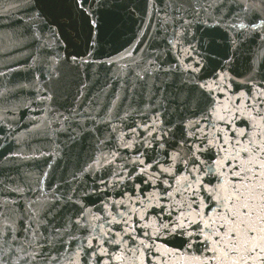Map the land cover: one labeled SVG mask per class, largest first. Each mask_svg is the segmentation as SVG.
Segmentation results:
<instances>
[{
	"label": "water",
	"instance_id": "95a60500",
	"mask_svg": "<svg viewBox=\"0 0 264 264\" xmlns=\"http://www.w3.org/2000/svg\"><path fill=\"white\" fill-rule=\"evenodd\" d=\"M209 4L191 0L182 13L190 26L169 23L161 31L165 11L174 14L175 7L165 8V0H85L95 28L76 0H0V264H97L87 241L97 242L93 237L104 229L93 227L103 218L139 208L155 221L158 205L167 211L169 202L156 195L164 177L155 174L173 163L184 166L171 157L190 155L180 142L192 145L184 126L201 119L205 105L197 101L255 92L253 84L264 79V27L252 28L264 14L242 10L251 0ZM193 7L209 10L196 15ZM240 23L249 27L231 26ZM137 39V50L124 55ZM137 62V71L151 70L147 62L174 69L156 75L167 78L169 93L191 102L169 103L171 96H152L139 85L133 91L131 81L118 77L125 63ZM117 93L122 99L111 108ZM212 123L223 128L214 117ZM200 158L208 164L218 157L209 149ZM200 175L205 183L215 180ZM141 196L155 198L141 206ZM166 240L180 249L185 237Z\"/></svg>",
	"mask_w": 264,
	"mask_h": 264
},
{
	"label": "snow or ice",
	"instance_id": "6c2138e0",
	"mask_svg": "<svg viewBox=\"0 0 264 264\" xmlns=\"http://www.w3.org/2000/svg\"><path fill=\"white\" fill-rule=\"evenodd\" d=\"M204 2L209 4V0ZM76 3L89 17V26L95 28L97 20L85 9V0H76ZM190 3L191 0H165V8L175 5L172 9L174 14L165 11L160 30L166 31L169 23L179 24L186 30L191 21L182 13L188 11L185 4ZM257 3L262 7H254ZM209 7H193L192 11L199 15L201 10L208 12ZM242 10L264 14V0H251V4ZM231 26L239 29L249 27L244 23ZM256 27H264V19L260 20V25H252L253 30ZM139 35L143 37L144 33ZM136 45H141L140 39L124 55L131 56L137 50ZM73 63L83 64L87 61L73 58ZM107 63L114 64L116 61ZM147 63L151 70L142 67L137 71L141 67L138 62L135 66L125 63L119 70L118 79L127 78L125 84L131 81L129 87L133 91L139 85L141 89L151 91L152 96L165 98L167 94L171 96L169 103L187 105L191 102L187 97L182 99L179 94L169 93L167 78L162 80L160 75H156L163 73L166 77L174 69L161 67L154 62ZM225 78L221 77V80ZM261 85H264V79L260 84H253L255 92L249 88L239 95H212L197 101L205 105L199 109L201 119L184 126L187 136L194 138L192 145L188 140L180 142L181 147L188 148L190 155L185 159L180 152H174L171 157L173 161L180 159L184 166L177 169L173 163L160 168L155 174L157 180L164 177L160 180L162 188L156 190V195L169 202L167 211L165 205H158L161 211L153 214L157 217L155 221L148 219L146 209L140 212L139 208L135 212H118L110 219L103 218V224L93 227V231L104 229L93 237L97 242L94 244L91 239L87 241L88 248L92 250L88 254L91 259L96 260L97 264H264V86ZM201 87L207 88L210 93L213 91L207 85ZM121 99L119 93L115 94L110 107H116ZM91 103V100L88 101V104ZM213 117L223 128H216V124L212 123ZM207 125H211L215 131L206 132ZM144 127L147 129L149 126ZM148 135L152 133L148 132ZM159 146L164 147L163 144ZM209 149H215L218 158L206 164L200 158V153ZM137 162L144 163L142 159ZM156 163L159 166V161ZM151 167L148 164L141 172H147ZM202 170L215 180L210 179L205 183L203 175H200ZM152 179L153 176H149L142 183L147 184ZM153 198L141 196L136 203L143 206ZM133 215L136 216L134 220ZM114 224L120 227L114 228ZM83 226L87 228L88 224ZM176 234L185 237L180 249L170 248L166 240L167 236ZM194 245L199 255L193 257ZM75 264H79V261Z\"/></svg>",
	"mask_w": 264,
	"mask_h": 264
}]
</instances>
